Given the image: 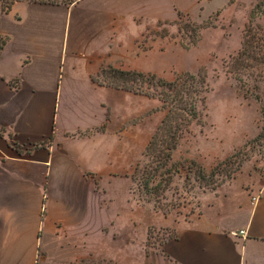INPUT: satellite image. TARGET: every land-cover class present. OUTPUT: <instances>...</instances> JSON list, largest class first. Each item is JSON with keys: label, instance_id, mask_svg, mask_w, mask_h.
<instances>
[{"label": "crops", "instance_id": "crops-1", "mask_svg": "<svg viewBox=\"0 0 264 264\" xmlns=\"http://www.w3.org/2000/svg\"><path fill=\"white\" fill-rule=\"evenodd\" d=\"M181 3L0 0V264H39L58 243L100 252L105 229L134 239L135 137L95 76L137 52L153 6L159 22ZM240 192L179 222L164 264H264V182Z\"/></svg>", "mask_w": 264, "mask_h": 264}, {"label": "rangeland", "instance_id": "rangeland-1", "mask_svg": "<svg viewBox=\"0 0 264 264\" xmlns=\"http://www.w3.org/2000/svg\"><path fill=\"white\" fill-rule=\"evenodd\" d=\"M181 2L183 10L168 5L167 19L159 22L155 20L158 8L153 6L151 20L142 23L145 30L137 52L120 60L122 68L105 62L95 76L103 87L125 81L146 89L145 77L129 78L117 71L151 74L165 81L181 73H205L206 110L173 153L177 170L173 183L151 201L130 185V197L136 203L134 239L128 238L126 229H105L100 252L101 246H93L87 254H76L58 243L49 247L39 264H164L162 246L174 237L179 222L201 216L229 198L238 199L241 189L251 195L264 182V66L240 73V80L228 72L229 62L241 49L246 26L251 22L264 26V0ZM118 90L119 124L121 131H133L137 164L164 114L155 110L160 106L157 100ZM157 199L175 206L159 210L154 207Z\"/></svg>", "mask_w": 264, "mask_h": 264}, {"label": "trees", "instance_id": "trees-1", "mask_svg": "<svg viewBox=\"0 0 264 264\" xmlns=\"http://www.w3.org/2000/svg\"><path fill=\"white\" fill-rule=\"evenodd\" d=\"M195 28L200 29L199 26ZM254 41H256L255 45ZM229 64L231 66L229 65L228 72L236 80H240L238 78L240 73L251 71L254 66H264V26L253 25L252 22L246 26L241 49ZM117 72L120 76L129 78L145 77L146 89H142L137 83L135 86H128L125 81L122 84L113 82L110 84L111 87L143 93L148 98L157 100L160 106L155 110L164 114L145 147L143 159L137 162L132 175L136 192L151 201L166 192L167 187L173 183L177 173V170H174L173 153L177 150L184 134L189 133L194 123L201 121L206 110V94L209 92V86L205 73L186 72L178 74L173 81H165L151 74L144 76L135 72ZM174 206L175 204H164L159 199L154 203V207L159 210Z\"/></svg>", "mask_w": 264, "mask_h": 264}, {"label": "built area", "instance_id": "built-area-1", "mask_svg": "<svg viewBox=\"0 0 264 264\" xmlns=\"http://www.w3.org/2000/svg\"><path fill=\"white\" fill-rule=\"evenodd\" d=\"M257 200V197L256 198H253V201H256Z\"/></svg>", "mask_w": 264, "mask_h": 264}]
</instances>
